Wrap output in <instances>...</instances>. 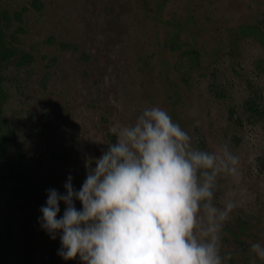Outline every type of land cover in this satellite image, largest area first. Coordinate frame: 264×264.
<instances>
[{"label": "rangeland", "instance_id": "rangeland-1", "mask_svg": "<svg viewBox=\"0 0 264 264\" xmlns=\"http://www.w3.org/2000/svg\"><path fill=\"white\" fill-rule=\"evenodd\" d=\"M223 1L166 2V11L186 21L183 42L200 53L195 61L183 63L177 54L170 60V74L182 92L178 109L182 119L207 121L208 76L215 71L220 80L222 55L227 47L234 48L228 38L226 8L221 10ZM254 1L261 5L258 1L263 0ZM0 4L17 15L11 29L20 27L17 45L31 56L7 68L3 90L26 185L22 196L0 197L3 264H82L78 257L65 261L58 255L60 234L53 240L40 227V208L46 204L48 189L64 193L69 175L73 187L81 188L86 166L95 167L94 160L115 142L114 129L133 124L145 108L168 112L155 24L142 0H39L37 4L0 0ZM249 12L242 11L254 18L264 15L262 9ZM239 42L249 53L244 54V63H252L256 56L251 50L261 45L251 36ZM214 106L218 108L219 102ZM213 144H223L218 135ZM235 185L233 180L221 182L214 199L218 207L230 200L229 187ZM245 203H251L247 209L254 212L248 221L264 230V198ZM75 206L82 208L79 201ZM65 207L61 202L59 216ZM248 255L254 258L250 251Z\"/></svg>", "mask_w": 264, "mask_h": 264}, {"label": "clouds", "instance_id": "clouds-1", "mask_svg": "<svg viewBox=\"0 0 264 264\" xmlns=\"http://www.w3.org/2000/svg\"><path fill=\"white\" fill-rule=\"evenodd\" d=\"M114 132L79 190L69 175L64 193L47 191L38 223L53 240L60 234L58 255L82 264H227L223 228L236 205L218 207L215 189L221 174L237 175L239 157L226 144L221 153L195 147L159 107ZM250 252L264 261L261 243Z\"/></svg>", "mask_w": 264, "mask_h": 264}, {"label": "flooded vegetation", "instance_id": "flooded-vegetation-1", "mask_svg": "<svg viewBox=\"0 0 264 264\" xmlns=\"http://www.w3.org/2000/svg\"><path fill=\"white\" fill-rule=\"evenodd\" d=\"M152 1L142 0L145 11L155 24L159 38L158 56L163 73L161 85L168 93V114L190 135L195 147L221 153L226 144L230 151L239 157L237 175L221 174L215 189L216 198L221 182L229 183L233 180L236 185L229 187L228 198L234 201L237 207L240 206L232 211L223 228L222 254H232L228 263L264 264V261L248 255L252 243L259 242L264 245V230L248 221L249 218L252 219L254 212L247 209L252 204L245 203L250 199L260 202L264 198L261 186L264 184V91L261 89L264 79L260 80L264 77V15L254 18V15L244 16L242 13L244 8L247 12L254 13L258 9L264 12V0L258 1L262 2L261 5L256 4L257 1L254 0H247L246 4L239 0H224L221 4V10L226 8L225 18L230 34L228 38L232 40L234 48L227 47L222 55L220 80H217L215 71H211L213 73L208 76L204 97L207 121L197 118L185 120L179 116L182 92L170 74V60L177 54L183 58V63L195 61V57L200 53L183 42L182 30L186 21H181L166 11L167 0H156L155 3ZM250 36L261 48L251 50V55L256 56L252 63H244L243 56L249 53L241 47L242 41H239ZM216 101L219 102L218 108L214 106ZM217 135L223 142L220 146L213 144ZM21 182L25 188L24 181ZM244 255L246 256L243 260Z\"/></svg>", "mask_w": 264, "mask_h": 264}, {"label": "trees", "instance_id": "trees-1", "mask_svg": "<svg viewBox=\"0 0 264 264\" xmlns=\"http://www.w3.org/2000/svg\"><path fill=\"white\" fill-rule=\"evenodd\" d=\"M37 4L39 0H32ZM16 14H11L8 9L0 4V197L17 195L22 196L26 188L21 181L24 170L18 160L19 150L14 145L16 133L11 127V122L5 114L4 84L6 81V70L13 64L27 61L30 56L17 45V36L20 27L11 29ZM0 264H3V254L0 253Z\"/></svg>", "mask_w": 264, "mask_h": 264}]
</instances>
